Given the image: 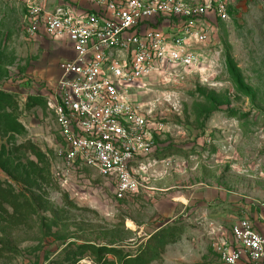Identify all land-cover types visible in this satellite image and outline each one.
<instances>
[{
  "label": "rangeland",
  "instance_id": "obj_1",
  "mask_svg": "<svg viewBox=\"0 0 264 264\" xmlns=\"http://www.w3.org/2000/svg\"><path fill=\"white\" fill-rule=\"evenodd\" d=\"M24 1L0 0V264H224L213 225L264 202V0H226L209 85L153 87L156 152L174 153L172 168L123 198L62 153L44 96L67 53L27 35Z\"/></svg>",
  "mask_w": 264,
  "mask_h": 264
},
{
  "label": "built area",
  "instance_id": "obj_2",
  "mask_svg": "<svg viewBox=\"0 0 264 264\" xmlns=\"http://www.w3.org/2000/svg\"><path fill=\"white\" fill-rule=\"evenodd\" d=\"M24 2L27 35L61 41L67 53L44 96L58 120L65 158L113 181L119 198L149 195L173 162L156 154L162 101L149 94L154 86L178 88L191 78L211 83L221 57L214 27L230 20L228 2ZM259 218L264 225V202ZM211 234L224 264H264V230L250 218L214 224Z\"/></svg>",
  "mask_w": 264,
  "mask_h": 264
},
{
  "label": "crops",
  "instance_id": "obj_3",
  "mask_svg": "<svg viewBox=\"0 0 264 264\" xmlns=\"http://www.w3.org/2000/svg\"><path fill=\"white\" fill-rule=\"evenodd\" d=\"M178 197H182V196H178ZM259 215H260V212H259ZM259 215L255 216V217H243V218H250L252 221H254V223L256 224V227L259 230H264V225L262 224L261 219L259 218ZM238 220L239 219H235V220H233V221H231V222H229L227 224H225V223H223V224L228 227L230 224L235 223Z\"/></svg>",
  "mask_w": 264,
  "mask_h": 264
},
{
  "label": "trees",
  "instance_id": "obj_4",
  "mask_svg": "<svg viewBox=\"0 0 264 264\" xmlns=\"http://www.w3.org/2000/svg\"><path fill=\"white\" fill-rule=\"evenodd\" d=\"M157 154H158L159 157L167 158V157H169L170 155H173L174 153H171V152H163V151L158 152V151H157ZM155 234H156V233H155ZM155 234H153V235L151 236V238H153V237L155 236ZM130 259H133L135 262L138 261V260H140V258H138V256L135 257V258L130 257Z\"/></svg>",
  "mask_w": 264,
  "mask_h": 264
}]
</instances>
